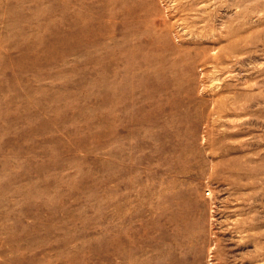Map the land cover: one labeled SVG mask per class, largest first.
Instances as JSON below:
<instances>
[{"label": "rangeland", "instance_id": "obj_1", "mask_svg": "<svg viewBox=\"0 0 264 264\" xmlns=\"http://www.w3.org/2000/svg\"><path fill=\"white\" fill-rule=\"evenodd\" d=\"M200 1L0 0V264H163L166 230L264 264V0Z\"/></svg>", "mask_w": 264, "mask_h": 264}, {"label": "bare ground", "instance_id": "obj_2", "mask_svg": "<svg viewBox=\"0 0 264 264\" xmlns=\"http://www.w3.org/2000/svg\"><path fill=\"white\" fill-rule=\"evenodd\" d=\"M216 1H219L220 3L223 2V4L225 2H227V0H201L200 3L202 5L201 8H203L202 11H207V8H209V6H211L212 4H215ZM235 1H236V5H237V8H238L241 5L240 0H234V3H235ZM219 2H218V4H219ZM139 6L138 7L135 6V8H133V7H131V8L130 7H127L126 10H125L126 15L131 16V15L134 14L133 16H135L136 15L135 14L136 13V10H137V8H139ZM152 10H156V7L153 6V9ZM153 13H155V12L153 11ZM238 14H240V13H238ZM238 17H240V16H238ZM138 20L142 21L141 19H138ZM143 20H145V19L143 18ZM140 21H138V22L140 23ZM234 52H236V56H238L239 50H235ZM213 59H214V62L221 63L222 61H225L228 58H227V54H225V52L223 50H219L213 56ZM222 107H224V106L223 105H219L218 106L217 113L219 115H222ZM164 234H165V239H164V242H163V251H162V254H161V261H162L163 264H177V260L179 258L176 257V255H177L176 245L175 244H173V245L170 244L167 230L165 231ZM237 244L239 245V243H237ZM213 248H214V250H213L212 255H211V258H210V264H228L229 263V257L230 256H233L235 259H240V257H241V260L239 262H242V264L244 262L243 257L241 256V254L238 251V249H236L237 251H234L232 254L229 255L227 253L226 254L220 253L219 250H218V248H217V245L215 243L213 245ZM255 258L257 259V255L255 256ZM181 260H184V259H181Z\"/></svg>", "mask_w": 264, "mask_h": 264}]
</instances>
